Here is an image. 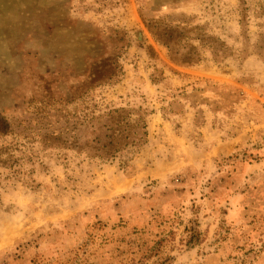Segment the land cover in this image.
Segmentation results:
<instances>
[{"label":"rangeland","instance_id":"1","mask_svg":"<svg viewBox=\"0 0 264 264\" xmlns=\"http://www.w3.org/2000/svg\"><path fill=\"white\" fill-rule=\"evenodd\" d=\"M259 34L264 0H0V264H264V59L238 52ZM84 51L120 53L98 118L36 116L37 70ZM109 107L146 135L102 160Z\"/></svg>","mask_w":264,"mask_h":264},{"label":"trees","instance_id":"2","mask_svg":"<svg viewBox=\"0 0 264 264\" xmlns=\"http://www.w3.org/2000/svg\"><path fill=\"white\" fill-rule=\"evenodd\" d=\"M204 38L206 39L205 35ZM204 38L201 37V34L196 37V39H200L201 41H204ZM122 39L118 38L117 41L121 42ZM161 40L169 48L173 59L175 58L185 63L198 59L197 49L192 48V46L184 49V46L181 44V35L174 36L173 34H169V37ZM249 42L248 39H245L242 43L243 47L238 49V52L246 53V51H251L264 59V34H259L257 41L250 43V45ZM206 44L212 48L211 43H203V45ZM213 53L214 56H218V53L214 49ZM232 54V49L226 50V55ZM119 55L120 53L116 52V54L109 53L108 56L99 54L95 57L93 53L84 51L83 57L85 58L86 65L78 73L70 70L68 67H58L57 70H37V78L40 81L37 88H44L45 94H40L37 99L30 100L31 103H35L36 116L59 114L64 120L65 118L69 120L80 117L83 120L80 124L89 123L98 118L94 113L95 105H89L86 99L94 87L104 83H116L120 79L123 69L117 62ZM59 80L67 82L69 88L67 94L60 93L57 86H55ZM139 110L141 111V108ZM133 113V110L128 111L124 107H109L107 110H104L102 115L109 117L110 121L108 125H105V140H96L98 145L93 149V156L106 160L107 158L114 157L121 150L135 149L141 145L146 135V124L142 115L132 118ZM63 131L59 130V134ZM52 135L56 139V135L54 133ZM76 139L74 135L71 138L63 137L62 139L59 136L56 139L57 142L55 143L54 140V143L66 146L67 148L74 146L80 149L81 146L77 145Z\"/></svg>","mask_w":264,"mask_h":264}]
</instances>
